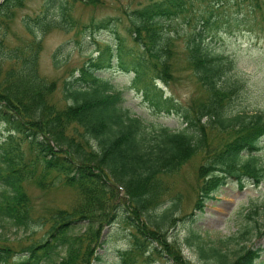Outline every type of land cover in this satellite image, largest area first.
Wrapping results in <instances>:
<instances>
[{
	"label": "trees",
	"instance_id": "trees-1",
	"mask_svg": "<svg viewBox=\"0 0 264 264\" xmlns=\"http://www.w3.org/2000/svg\"><path fill=\"white\" fill-rule=\"evenodd\" d=\"M27 1L0 0V264H99L105 229L117 221L131 239L128 249L118 250V264H264V249L247 244L254 235L249 226L216 239L195 230L184 243L169 236L195 215L183 214L184 195L172 177L197 155L199 211L229 180L240 188L264 181V113L233 109L242 84L229 76L233 62L212 52L205 39L238 21L228 8L247 2L255 17H264V0H115L119 16L88 22L75 17L74 6L101 7L107 0H46L38 14L23 19L29 37L11 45ZM53 29L108 30L114 38L65 80L62 104L53 100L57 81L40 71L41 36ZM181 39L185 68L200 92L187 104L161 86L176 80ZM109 69L132 73L129 88L142 92L158 113L179 116L184 127L174 130L133 114L123 90L102 74ZM30 184L42 191L69 187L75 200L37 214ZM252 214H258L256 206L248 217L264 235V220ZM33 225L48 226L42 238L6 237L10 227L17 233ZM184 244L200 262L184 254Z\"/></svg>",
	"mask_w": 264,
	"mask_h": 264
},
{
	"label": "rangeland",
	"instance_id": "rangeland-1",
	"mask_svg": "<svg viewBox=\"0 0 264 264\" xmlns=\"http://www.w3.org/2000/svg\"><path fill=\"white\" fill-rule=\"evenodd\" d=\"M138 1L144 2L145 0ZM45 2L46 0H28L27 5L18 11V17L13 24V32L9 36L11 45L19 43L18 37H29L23 25V19L28 15L38 14ZM122 2L127 3L123 0ZM249 6L246 2L241 5L240 9L237 7L228 8L227 10L233 15L232 18L236 17L238 21L222 24L218 30L208 32L205 39L212 52L222 54L233 62V67L228 71L229 76L242 84L238 94L233 97V109L250 113H264V17L258 13L255 17L250 12ZM73 10L75 17L81 18V22H88L91 17L119 16L122 13L119 2L115 0H107L104 6L93 8L77 4ZM119 29L122 34H125L122 27L119 26ZM112 35V32L108 30L91 32L87 29L80 32L78 29H74L66 32L53 29L41 36L43 49L40 54V71L48 79L57 81L58 87L53 94L55 102L59 104L65 102L63 95L65 80L73 73L79 72L90 58L91 53L95 52L94 55H96L99 46L112 43L114 39ZM184 42L183 39L179 40V69L176 73V80L167 86H161L165 95L187 104L195 94L200 92L191 71L185 68V54L182 51ZM58 48H60L59 51ZM102 74L110 80L115 89L123 90L124 105L130 108L133 114L146 119L149 123L163 124L174 130L184 127L179 116L158 113L145 99L142 92H136L129 88L133 78L132 73L109 69ZM3 131V127L0 126V139ZM261 145L260 155L264 164V137ZM200 163L201 155H197L172 177L176 189L184 195L183 214L195 210V215L193 218L180 221L176 228L171 229L169 231L170 239L184 243V239L191 230L216 239L236 235L239 230L249 226L253 229L254 235L247 243L248 246L264 249V235H257L256 222L248 217L252 208L256 206L258 214H252L253 217L260 222L264 220V181L260 186H255L248 181L243 188H240L236 181L229 180L226 185L221 186L214 193V199L205 201L204 210L199 211V209H195L198 192L194 187L197 183L196 174ZM28 189L37 206V214L42 211L43 207H70L75 200L74 191L65 186L42 191L35 184H30ZM47 229L48 226L33 225L15 233L14 228L10 227L6 237L11 239L10 241H17V238H21L23 242H30L42 238ZM104 234L106 242L100 251L103 258L99 264H118V250L128 249L131 244L129 230L117 221L108 226ZM183 246L184 254L189 259L200 262V258L194 250L186 244ZM154 258L156 257L154 256ZM262 260L264 261V251ZM156 261L160 263V260L156 259Z\"/></svg>",
	"mask_w": 264,
	"mask_h": 264
}]
</instances>
